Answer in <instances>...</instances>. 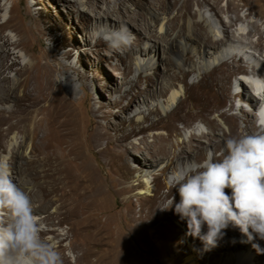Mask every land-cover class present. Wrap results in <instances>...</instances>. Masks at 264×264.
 Listing matches in <instances>:
<instances>
[{"label": "rangeland", "instance_id": "rangeland-1", "mask_svg": "<svg viewBox=\"0 0 264 264\" xmlns=\"http://www.w3.org/2000/svg\"><path fill=\"white\" fill-rule=\"evenodd\" d=\"M76 1H78L79 7L87 8L86 0ZM159 2L167 3L166 0H159ZM225 2L222 3L223 7L226 5ZM234 2L241 6L240 15L244 18L243 22L236 28L240 31H248L252 29L253 23H259L264 37V5L254 3V0H245L246 7L243 6L240 0H234ZM0 5V24H4L0 26V30L4 32V36H8L11 42L17 43L13 55L4 56L2 54L0 58V63H3L2 65L5 67V76H8L11 80H9V86L19 83L24 78V76L18 74L22 68H30L37 62L54 61L52 63L58 69L56 74L57 83L61 85L64 93L73 102L78 116L79 126L75 142L81 144L83 148L80 164L82 168L92 166L96 173V176L93 177L84 171L83 180L80 183L77 179V173H74L72 175L73 181L68 184L66 194L54 191L50 199V207L45 209L42 205V192L44 189L49 188L48 182L51 179L15 174L12 169L15 165L17 168V158L11 159L10 150L17 152L18 146L24 140V137L30 136L29 125L14 131L4 139V144L3 140L0 139V158H7L14 182L19 186L22 183L27 185L26 191L31 196L35 212L45 225V231L42 235L62 253L64 264H75L76 261L78 264H85L84 245L94 241V239L96 242L91 247L95 254L91 260L110 255V264H144V261L147 264H191L187 261L190 254V245L193 244L191 247L197 248V242L199 241H194L193 237L186 235V222H164L165 225L159 227L156 224L151 225L150 222H145V220L134 222L132 218L139 215L140 204H148L153 200H164L166 193L169 191L166 182L167 175L169 178L174 177L176 174L173 170L168 171L166 175L160 174V164H157L154 168L144 166L154 157L148 155V158L144 161L142 158H138L136 153L141 154V152L147 151L149 147H153V134H156L157 131L166 134L173 132V128L176 127L179 132L182 131L184 135L190 136L192 129L185 128V123L178 119L179 114L193 115L190 122L191 126H203L202 118L209 116L206 111L197 112L194 99L189 100L188 95L184 93L187 92L183 89L184 83L181 81L176 82L174 86L169 88L164 96L158 95L157 91L160 88L158 84L157 91L155 90L152 93L156 99L149 97L148 102L143 105L137 92L145 90L147 83L139 77L140 73H144L142 77H155L154 73L158 72L159 77L156 82L166 85L168 79L164 72L167 68L174 69V71H177V68L165 63L158 67L159 62L156 59H150L151 61L148 62L155 63V65L150 68H143L141 71L136 68L135 63H139L145 58L134 55L132 73L127 81H124L120 72L131 62L128 52L111 50L108 46L103 45L105 43L103 40H94V31L103 26L92 21L91 27L85 28L78 18L76 9H72L61 0H0ZM126 6L134 10L131 3L126 2ZM103 7L107 8V5L102 3L101 8ZM147 7H150V11L143 12L148 17L149 13H161L149 3ZM193 8L198 19L201 21L206 20L212 26V37L214 39L223 38L222 27L214 12L206 6L199 7L195 5ZM250 9L253 12L251 15H249ZM175 13L176 11L172 10L170 14L161 16L166 18L165 22H167V18L172 17ZM223 17L227 20L228 17H234V13L223 14ZM5 20L8 21L3 23ZM236 28L233 29L235 41H242L246 45L258 41V35L253 34L249 38L245 34H237ZM129 30L138 39L139 35L133 30ZM172 34L178 36V30ZM85 35H88V37H85ZM160 35L163 36L164 32L162 31ZM146 42L142 43V46H148ZM228 49H225V51L233 52ZM263 51L264 49L256 51L252 48L249 51L251 54L247 53L250 57H244L241 51H234L238 57L236 62L246 70L252 69L254 62L262 60ZM161 52H163L162 48ZM66 53H69L70 56L66 57ZM106 53L112 55L108 56ZM121 58L125 62H122ZM194 61L196 63L197 59H194ZM13 63H17V66L7 70ZM142 63L140 65H143ZM195 63H188L185 68L192 71ZM244 75H246V72L236 71L233 81L228 85V93L230 94L227 93L224 105L225 110H228L227 107L232 105L231 111L239 115H243L240 109H248V105L241 101V97L239 98L236 92L239 87L237 84L234 87V82L238 77L243 78ZM199 76V73H192L186 82H196ZM113 78L117 80L116 84L113 82ZM135 83H137V87L133 89ZM125 91H128L130 95H127ZM174 91L178 92L179 96L175 101H172L171 96ZM131 97L134 99V103L130 105ZM255 102L257 104L258 101L255 100ZM129 105L130 107H128ZM157 106L160 109L159 112L153 114L150 120H145L144 115L148 114V108L157 109ZM13 108L14 104L0 101V109L11 110ZM98 109V125L102 133L106 134L114 143L109 146L107 152H110L115 146L116 153L110 155L100 153L98 149L91 150L85 145L86 138L93 135L97 125L87 112L91 114L92 110ZM245 119L247 118L245 117ZM129 120L134 121V123L140 121L141 128H147L151 122H158L159 127L134 130L135 126ZM252 120L256 122L255 117H252ZM248 121L251 120L248 119ZM2 128L6 127L2 126ZM125 134H129V136L124 142H121ZM174 136H177L176 133H174ZM103 142L105 144L107 141ZM20 154L23 160L27 162L39 160V155L30 147L21 151ZM125 161L129 162L130 165L132 164L134 169L141 167L144 170L150 169L149 172L154 171L153 176L156 181L152 185L154 188L152 196L135 194V190L143 187L142 180L146 177H143L144 174L142 177L136 178L133 175H127V171L123 169ZM131 179L137 180L141 183V186L134 187V190L130 192L124 190V187ZM92 189L97 190L98 194L92 199H86L85 193L89 195ZM73 191H76L77 195H72ZM178 194L176 189L165 199L164 203L170 205L171 197L174 196L176 199ZM50 212L55 218L54 221L46 218ZM88 217L92 222H100V225L105 226L107 229L111 227L114 230V237L99 242L95 236L98 235L96 232L81 231L78 226L86 222ZM126 225L134 229V234L130 237H128L129 233L125 230ZM245 238L247 239L243 234L238 237L225 235L226 241L245 240ZM112 243L116 244L114 250L110 246ZM200 243L203 254L206 255L201 264H208L209 260H214L216 257L221 258V261L224 259L222 263L225 264V260L230 258L228 251H219L218 248H221L220 241H218L217 249L211 248L209 250H205L203 243ZM249 243H253V241ZM256 243H259V240H256ZM126 250L135 254V256L130 255L128 258H123ZM241 259L235 264H247ZM255 262L250 261L248 264H255Z\"/></svg>", "mask_w": 264, "mask_h": 264}, {"label": "bare ground", "instance_id": "bare-ground-1", "mask_svg": "<svg viewBox=\"0 0 264 264\" xmlns=\"http://www.w3.org/2000/svg\"><path fill=\"white\" fill-rule=\"evenodd\" d=\"M240 1L246 7L245 0ZM61 2L69 5L72 9H76L78 18L85 28H90L92 21L109 29H116L121 25H126L139 35L138 39L136 38L135 46L127 51L131 62L120 72L122 80L127 81V78L132 73L134 55L145 58L141 61L143 65H140L141 62L135 63L136 68L141 71L143 68H150L155 65V63L151 64V62H148L151 61L150 59H156L159 62L158 67L165 63L177 68V71L167 68L164 72L168 79L166 85L156 82L159 77L158 72L154 73L155 77H142L144 73H140L139 77L147 83L145 90L137 92L142 99L143 105L148 102L149 97L156 99L152 93L155 90L157 91L158 84L160 88L157 93L160 96H164L169 88L174 86L176 82L181 81L184 83L183 89L187 91L184 93L188 95L189 100L192 101L194 99V106L197 108V112L206 111L209 114V116L202 118L203 126H191L190 122L193 119V115L190 116L184 113L178 115V119L185 123V128L192 129L190 136L184 135L182 131L179 132L176 127L173 128V132L177 136H174L173 132L162 134L157 131L156 134H153V147H149L147 151H143L141 154L136 153V156L144 161L148 158V155L154 157L144 166L154 168L157 164H160V174L166 175L171 170L177 173L187 165L202 163L210 151L215 154L216 158H220L224 148V141L228 137L250 134L261 130L257 120V109L261 106V102L252 95L244 83L247 79L248 70L237 64L236 59L238 57L234 51H241L244 57H250L247 55V53L251 54L249 52L250 49L263 50V32L259 23H253L252 29L248 31H240L236 28L243 22L244 18L240 15L241 6L236 4L234 0H166L167 3H161L159 0H86V9L79 7V3L76 0H61ZM126 2L131 3L134 10L129 9L126 6ZM223 2L226 4L224 7L222 6ZM102 3L107 5V8H101ZM148 3L161 13H149L148 17L143 12L150 11V7H147ZM254 3L264 5V0H254ZM195 5L199 7L206 6L214 12L222 27L223 38L214 39L212 37V26L208 24V21L198 19L197 13L193 8ZM172 10H175L176 13L172 17H168L167 22H165L166 18H162L161 15H168ZM226 13H234V17H228L226 20L223 17V14ZM251 14L253 12L250 9L249 15ZM7 21L5 20L3 23ZM235 28L237 34H245L249 38L253 34L258 35V41L256 43L250 42L248 45L242 41H235L233 32ZM176 30H178V36L172 34ZM162 31L164 32L163 36L160 35ZM85 37H88V35H85ZM145 41H147L146 44L148 46H142ZM15 44L17 43L11 42L8 36H4V32L0 30V58L2 54L4 56L13 55L14 51H16L15 48H17ZM103 45L108 46L106 43H103ZM161 48L163 52H161ZM227 48L233 52L225 51ZM111 52L115 53L114 51ZM55 53L57 54V52ZM107 55L110 56L112 54ZM69 56L70 54L66 53V57ZM261 56L263 57L262 60L254 62L252 69L259 66L258 74L264 77V51ZM194 59H197L196 63ZM121 61L125 62L122 58ZM52 62L47 60L45 62H37L30 68H22L18 74L24 76V78L13 86H9L11 80L8 76H5V67L2 65L3 63H0V101L14 104V108L11 110L0 109V139L3 140L4 144V139L9 137L14 131L29 125L30 136L24 137V140L18 146L17 152L10 150L11 159L17 158V168L15 165L12 169L15 174L51 179L48 182L49 188L44 189L42 192V205L45 209L50 207V199L54 191L66 194L68 184L73 181L72 175L74 173H77L79 183L83 180L84 171L90 176H96L92 166L82 168L80 164L83 148L81 144L75 142L79 126L78 116L73 102L64 93L61 85L57 83L56 74L58 69ZM188 63H195L192 71L185 68ZM13 66L16 67L17 63H13L7 70ZM239 70L246 72V76L242 78L243 80L239 78V84L238 82L236 83L239 87V92L243 93L240 96L241 101L248 105V109H240L243 115L233 113L231 111L232 105L227 107L228 110L224 108L226 97L230 94L228 93V85L231 84L236 71ZM192 73H199V79L196 82L187 83L186 81ZM113 82L116 84L117 80L113 78ZM136 84L133 85V89L137 87ZM125 93L130 95L128 91H125ZM178 96L179 93L174 91L171 100L175 101ZM254 99L258 101L257 104ZM132 103H134V99L131 97L130 105ZM148 109V114L144 115L145 120H150V117L160 110L158 106L157 109ZM98 111L99 109L92 110L91 114L87 112L97 125L93 135L86 138L85 145L91 150L98 149L100 153H108L110 155L116 151L115 146L110 152H107L109 146L114 143L112 139L102 133L98 125ZM252 117H255L256 122L252 120ZM248 119L251 121H248ZM129 122L135 126L134 130L159 127L158 122H151L147 128H141L140 121L134 123V121L129 120ZM2 126L6 128H2ZM128 136L129 134H125L121 142H124ZM103 141L107 142L104 144ZM27 147L32 148L39 155V160L35 162L23 160L20 152ZM123 169L127 171V175H133L135 178L142 177L143 174V177H146L142 180L143 187L135 190V194L140 196H152L154 194V188L152 187L156 181L153 176L154 171L149 172L148 170L150 169L144 170L141 167L134 169V166L127 161L123 163ZM56 180L57 182H55ZM166 182L169 191L166 193L164 200H153L148 204H140L139 215L136 218L132 217L134 222L145 220V222H150L151 225L156 224L159 227L165 225L164 222H186L175 214L174 206L169 210H161V208L170 206L164 201L176 190L174 177L168 178L167 175ZM136 186H141V183L131 179L124 187V190L131 192ZM21 187L27 190L25 183H22ZM226 191L230 194V190ZM97 194L98 191L92 189L89 195L85 193V198L92 199ZM72 195H77L76 191H73ZM175 202H179V194L176 196ZM46 218L50 221L55 220L51 212L48 213ZM78 227L81 231L96 232L98 235L95 236L99 242L107 241L114 237V230L111 227L107 229L105 226L100 225V222H92L89 217L86 222L79 224ZM125 230L129 233V235L127 233L128 237L134 234V229L128 225L125 226ZM241 234L238 228L232 226L225 230V235L230 237H238ZM196 240L199 241L197 242L198 246L197 248H192L193 244L190 245V254L187 258V261L191 264H201L202 259L206 256L202 251L200 243L202 241L194 238V241ZM95 242L94 239V241L84 245L85 264H110V255L91 260L95 254L91 245ZM253 243H256V240ZM259 244L264 248V241L259 240ZM110 246L114 250L116 244L112 243ZM216 247L213 249L218 248ZM220 247L218 248L219 251L226 250L228 255H230V258L225 260V264H235L241 258V261L247 264L250 261H258L255 264H264V254L258 253L252 247V243H249L246 238L245 240L226 241L224 236L220 240ZM130 255L135 256V254L126 250L123 258H128ZM117 258L119 257L117 256ZM222 261L221 258L216 257L214 260H209L208 264H223ZM75 264H78L77 261ZM144 264H147V262L144 261Z\"/></svg>", "mask_w": 264, "mask_h": 264}, {"label": "clouds", "instance_id": "clouds-1", "mask_svg": "<svg viewBox=\"0 0 264 264\" xmlns=\"http://www.w3.org/2000/svg\"><path fill=\"white\" fill-rule=\"evenodd\" d=\"M93 38L116 51L131 50L136 43L126 25L100 27ZM258 69H249L244 83L261 102L257 109L261 130L230 136L220 158L209 153L202 163L180 169L174 176L179 202L173 196L170 206L161 208L174 206L175 214L186 221V235L202 241L205 250L216 247L229 226L238 228L248 242L264 241V77ZM239 78L243 80L238 77L234 87ZM44 231L30 194L12 179L7 158H0V264H64L62 253L42 235ZM252 247L264 254L259 243Z\"/></svg>", "mask_w": 264, "mask_h": 264}]
</instances>
